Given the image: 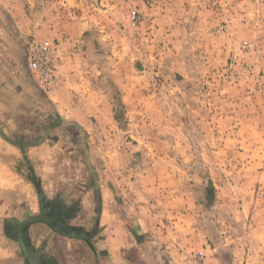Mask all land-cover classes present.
<instances>
[{
	"label": "rangeland",
	"instance_id": "374dc122",
	"mask_svg": "<svg viewBox=\"0 0 264 264\" xmlns=\"http://www.w3.org/2000/svg\"><path fill=\"white\" fill-rule=\"evenodd\" d=\"M89 10L106 46L72 80L106 84L128 145L118 178L168 204L175 257L264 264V0H86L65 17Z\"/></svg>",
	"mask_w": 264,
	"mask_h": 264
},
{
	"label": "crops",
	"instance_id": "0c3cea01",
	"mask_svg": "<svg viewBox=\"0 0 264 264\" xmlns=\"http://www.w3.org/2000/svg\"><path fill=\"white\" fill-rule=\"evenodd\" d=\"M85 1L0 0V264H187L159 225L168 204L118 178L128 145L106 84L72 80L106 46L92 10L65 17ZM32 38L55 47L49 92L28 69Z\"/></svg>",
	"mask_w": 264,
	"mask_h": 264
},
{
	"label": "built area",
	"instance_id": "2783aa9c",
	"mask_svg": "<svg viewBox=\"0 0 264 264\" xmlns=\"http://www.w3.org/2000/svg\"><path fill=\"white\" fill-rule=\"evenodd\" d=\"M54 45L46 41L31 39L26 49L28 69L39 86L48 91L57 81V67L54 59Z\"/></svg>",
	"mask_w": 264,
	"mask_h": 264
}]
</instances>
